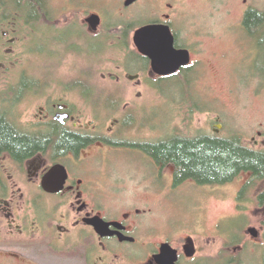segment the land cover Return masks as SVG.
<instances>
[{"label":"rangeland","instance_id":"374dc122","mask_svg":"<svg viewBox=\"0 0 264 264\" xmlns=\"http://www.w3.org/2000/svg\"><path fill=\"white\" fill-rule=\"evenodd\" d=\"M127 1L83 0L77 4L70 0H50L51 12L57 21L46 23L47 26L40 24V29L55 36L54 40L64 30L70 36L68 45L57 49L54 45L53 50L60 51L55 56L50 54L51 49L46 54L32 51L37 48L33 47L32 41L36 30L24 18L17 24L2 22L0 37L4 31L13 30L18 43L15 54L9 56V40L1 39L0 64H5L6 68L0 70V97L4 100L15 97L14 88L20 86V80L35 76L45 78L43 73L55 72L56 81L48 93H44L46 95L41 96L43 93L35 91L21 103L9 102L20 125L29 130L41 107L52 96L64 97L73 109L84 112L88 125L97 122L94 106L80 93H70L66 86L90 78L95 80L100 91L114 94L118 103V108L111 109L115 113L113 118L102 121L107 134L118 113L130 110L144 126L138 125L135 134L129 135L135 142L157 143L176 135L213 137L223 125L222 137H240L253 148L254 138L264 131V53L261 40L250 36L245 22L251 10L264 13V0H145L131 9L126 8ZM169 5H174V9L170 10ZM165 11L175 17L181 43L194 52L191 85L178 80L161 81L155 75H149L150 70L144 76L143 84L129 79V76H137L144 72L143 69H148L145 62L137 63L136 58L129 60L137 51L136 32L156 18L160 19ZM92 14L106 17L102 38H93L87 25ZM110 29L112 33H108ZM125 29L132 32L129 48L122 44ZM47 86L45 83L44 90ZM96 122L95 125H100ZM71 167L80 179L88 180L91 186L89 199L93 202L97 188H101V191L111 193L112 198L106 200L113 201L110 205L115 208L116 215L134 207L148 211L145 232L151 235L153 242L174 237L179 245H186L192 237L201 249L197 263L225 264L228 259L223 255L228 248L227 242L240 244L245 235L243 246L246 249L250 245L248 252H238L234 247L230 256L236 258L242 253L246 257L244 264H264L259 252L252 253L255 247L249 233L250 228L264 222V212L256 210L257 204L248 203L243 207L239 201V193L246 182L238 181L225 188L190 182L176 188L174 169L170 168L162 175L154 160L139 150L104 145L92 148L83 161ZM54 201L61 206L59 199ZM61 201L63 206L68 202L67 199ZM68 215L70 206L63 207L56 211V221L62 222ZM1 252L15 255L17 250ZM65 263L58 256L54 259V264ZM0 264L21 263L0 258ZM117 264L134 263L122 261Z\"/></svg>","mask_w":264,"mask_h":264},{"label":"flooded vegetation","instance_id":"af4514ba","mask_svg":"<svg viewBox=\"0 0 264 264\" xmlns=\"http://www.w3.org/2000/svg\"><path fill=\"white\" fill-rule=\"evenodd\" d=\"M70 1L80 4L83 0ZM144 1L145 0H142L130 8L126 6V2L125 6L131 9ZM169 9L173 10L174 5H169ZM94 16H100L103 21L100 30L97 32H95L94 26L89 22ZM45 18L50 19L49 15L43 16L42 20L44 21H40V14L34 17L35 22L33 26L35 27L37 36L40 35V32H43L40 29V24L47 26L46 23L49 22ZM53 19V23H55L57 20H55V18ZM2 22L5 23L6 21L1 15L0 32L3 29ZM156 24L169 25L172 27L177 38V48L181 50H190L193 55V64L191 67L183 69L177 75L158 77L153 72L152 61L143 56L137 49V51H134L132 54H138L142 58H145V67L148 66V69H143L144 72L137 76H129L131 81V77H140L133 82L141 81L143 84V78L149 73V70L151 72L149 75H155L160 78L161 81H168L178 80L177 78L179 76L194 68V52L190 47L188 48L181 43L180 35L178 31H176L175 17L165 11L160 15V19L156 18V20L146 26ZM87 25L90 28L93 38H102L101 33L106 28V17L99 14H92L87 19ZM13 32V30H6L3 36L0 37V47L2 41L9 40L11 46V49H9L7 53L9 56L15 54V46L18 43V39L13 36ZM112 32L111 29L108 30V33ZM62 33L60 37L67 36V39H62L57 36L56 40H54L55 36L53 37L51 34L52 45L50 54L53 53V56H55V53L57 54L60 52L53 50L54 45V49H57V47L61 46L60 43L66 46L70 42V36L67 34V31L64 30ZM127 33L126 39V32L123 30L121 39L124 45L130 44L129 35H131L132 32L129 30ZM60 39L62 41H60ZM37 44L40 45V41H37ZM129 46L130 45H128V47ZM37 48L40 49L41 47ZM61 48L62 47H60V49ZM124 48L127 47L124 46ZM96 53H99V51ZM5 68V64H0V70ZM53 70L56 71L55 68H53ZM54 73L55 72H51L50 74L43 73V77L45 78L35 76L36 78L34 79L20 80V86L25 84L26 81H28L27 83L34 82L38 87L35 91L43 93L41 96H44L46 95L44 93H48L52 83L56 81ZM45 83H47L48 86L45 87L44 90L43 86ZM66 86L70 93H80L85 101L88 102L89 99L87 98L86 92L95 91L98 94L102 93V91L97 88L95 80L93 82L90 78L85 82L79 79ZM48 99L45 106L41 107L40 114L37 115L29 130L20 125L19 121H17L18 115H15L14 112L10 115V121H8V123H12L14 126L16 125L15 127L17 130L26 131L28 134L36 136L37 139L45 135L51 136L53 134L54 141L48 144L46 151L37 152L35 155L26 159H19L15 154L8 151L0 152V255H2L0 258L11 262L16 261L21 264H54V259L57 256L58 258H63L66 262L65 264H117L122 261L134 264L209 263L207 261L197 263L198 255L201 252L197 243L198 255L196 257L189 256L188 246L190 240H195L192 237L188 238L186 245H179L178 239L174 237L166 238V240L160 243L153 242L150 237L151 235L145 232L147 227L145 216L149 215L148 211L139 207H134L127 211H120L116 215L115 208L113 209V206L110 205L113 201L106 200L112 198L111 193L103 192L101 188H97L96 190L98 192L96 198H94L95 201L93 202L90 200L91 186L88 180L80 179L71 167L72 164L77 165L83 161L86 153L98 145L123 149L119 146H123L126 143H142L129 139V135L131 136L137 131L138 125H141L142 128L144 127L139 121V118L137 119L134 115L135 112L124 110L118 113V118H116L113 123L110 133L107 134L104 132L106 125L102 121H108L113 118L107 117L109 113L105 115H103V113H98L96 107L89 102L91 106H94L97 112V122H100V125L96 121L98 126L94 124L95 122H91L88 125L87 122H85V113H79V111L73 109V106L66 101L64 97L55 98L52 96ZM7 103L6 99L4 100L0 97V117L2 115H8V113H6V109L9 106ZM16 104H18V102ZM101 122L103 123L102 125ZM222 127L224 128L223 125L219 126L220 129L216 130V135L213 137L230 139L221 136ZM57 130L59 132H57ZM62 133L77 136L82 141L88 139L95 140L97 143L79 149V144L69 146L67 143H62L60 139ZM253 142L255 143L253 147L254 150L264 152V131L259 132V137L254 138ZM140 152L148 156L144 151ZM150 158L153 159L152 157ZM153 160L161 170L160 174L165 175L168 169L159 165L156 159ZM57 167H66L69 171L70 179L64 192L53 194L48 192L44 185L46 179ZM174 179L176 180V170ZM238 181L246 182L238 196L243 207L248 203L250 205L257 204L256 210H259L260 213L264 212V180L256 181L255 176L252 174H244L231 184L211 187L225 188L226 186L235 185ZM250 195L255 197L251 198ZM254 198L257 199V202ZM55 199H59L61 206L56 205ZM62 199L68 200V202H65V206H63ZM69 206L70 215L65 216L62 222H57L56 211ZM249 210H252V207H250ZM100 219L111 224V228L104 230L102 224L99 230L96 223H99ZM252 230H257L258 237L252 233ZM249 233L253 237L251 242L255 247L252 253L257 254V252H259L264 262V222L259 227L250 228ZM123 240H125V242ZM241 242L240 244H231L227 242L228 248L224 251L226 255L225 253L223 255L224 258L228 259L225 264L245 263L246 257L244 258V254L242 255V253L248 252L246 250L250 245L247 246L246 249V246H243L246 244L245 235L244 240ZM165 247H169L166 249V252L164 251ZM234 247H236L238 252H242L240 256L236 258H232L229 253L232 250L231 248ZM127 248H132V250H127ZM14 249L17 250L15 255L3 254V252H1ZM249 250L251 251V248ZM176 251L178 254H176Z\"/></svg>","mask_w":264,"mask_h":264},{"label":"trees","instance_id":"16d2710c","mask_svg":"<svg viewBox=\"0 0 264 264\" xmlns=\"http://www.w3.org/2000/svg\"><path fill=\"white\" fill-rule=\"evenodd\" d=\"M50 0H0V16L4 15L7 23L21 21L24 18L30 26H33L35 15L40 14V21L43 16L49 15L47 24L53 23ZM246 29L250 36L261 40V50L264 53V13L258 10H251L246 18ZM130 29L126 32V39ZM60 38H66L62 36ZM33 52L46 54L51 48V34L40 32L39 36H34ZM40 41V45L37 44ZM60 41H62L60 39ZM61 46H64L60 43ZM127 48L128 44L124 45ZM136 58L135 62H146L138 54H132L130 59ZM264 59V56H262ZM190 70L179 76L178 82L191 85L193 73ZM262 74H264V69ZM32 77H29L30 80ZM27 79V78H26ZM27 79V80H28ZM25 82L22 86L14 88L16 97L7 98L6 101L21 103L28 97V94L35 92L38 88L34 82ZM264 85V84H263ZM13 90V91H14ZM89 102L92 103L98 113L108 114V118L115 114L112 110L118 108V103L111 93L95 91L86 92ZM7 107L6 113L0 117V152L8 151L19 159L30 158L37 152H44L49 143L53 142L54 135H45L40 139L28 134L26 131H19L10 121V115L14 112ZM112 109V110H111ZM195 109V107H194ZM105 117V116H104ZM57 132H59L57 130ZM60 134V133H59ZM62 143L69 146L79 144L81 147L90 146L97 142L95 140L82 141L74 135H60ZM240 137L222 139L212 136H202L190 138L184 136H173L170 139L160 142L126 143L122 148L144 151L148 156L156 159L159 165L176 170V188H180L190 182H196L200 186H218L233 183L240 176L254 175L256 181L264 180V152H258L248 147Z\"/></svg>","mask_w":264,"mask_h":264},{"label":"water","instance_id":"95a60500","mask_svg":"<svg viewBox=\"0 0 264 264\" xmlns=\"http://www.w3.org/2000/svg\"><path fill=\"white\" fill-rule=\"evenodd\" d=\"M140 1L142 0H128L126 6L130 8ZM89 22L94 26L95 32L100 30L103 23L100 16H94ZM135 44L139 52L152 61L153 72L158 77L177 75L183 69L189 68L193 64L192 52L177 48V38L172 27L169 25L156 24L143 27L135 34ZM139 78L131 77L132 81H136ZM69 179L70 174L68 169L66 167H57L46 179L45 189L50 193L60 194L66 190ZM96 224L99 230L102 224L104 230L110 229L112 226L103 219H100V222ZM252 233L258 237L257 230H252ZM123 241L125 242V240ZM167 248L169 247L164 248L165 252ZM176 254H178L177 251ZM188 254L190 257L198 255L197 244L193 239L190 240Z\"/></svg>","mask_w":264,"mask_h":264}]
</instances>
